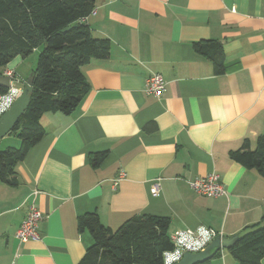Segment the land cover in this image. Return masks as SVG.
Listing matches in <instances>:
<instances>
[{
    "label": "crops",
    "instance_id": "1",
    "mask_svg": "<svg viewBox=\"0 0 264 264\" xmlns=\"http://www.w3.org/2000/svg\"><path fill=\"white\" fill-rule=\"evenodd\" d=\"M93 10L81 22L109 39L110 55L81 66L88 89L79 104L44 112V135L10 183L0 180V264H77L92 243L78 226L87 212L113 229L134 214L167 216L169 234L204 225L240 237L264 224V177L230 157L264 135V0H95ZM206 40L220 43L222 72L194 49ZM40 51L14 56L0 74L13 70L22 90L20 72L32 74L25 65ZM152 74L165 81L159 97L145 91ZM99 151L106 154L94 166ZM212 172L225 195L190 188ZM34 190L40 237L20 241ZM203 264L242 263L221 249Z\"/></svg>",
    "mask_w": 264,
    "mask_h": 264
},
{
    "label": "trees",
    "instance_id": "2",
    "mask_svg": "<svg viewBox=\"0 0 264 264\" xmlns=\"http://www.w3.org/2000/svg\"><path fill=\"white\" fill-rule=\"evenodd\" d=\"M95 0H0V67L16 55L25 56L41 46L32 71L33 90L26 110L13 131L18 148L0 149V180L10 183L15 166L44 135V112L71 113L88 89L81 66L110 55V41L95 37L81 18L94 9ZM194 49L213 60L223 71V52L215 40L195 42ZM5 88L0 86V92ZM106 151L91 153L97 166ZM230 157L264 177V135L251 148L245 139ZM169 218L149 213L134 214L113 229L100 222L95 212L78 218L92 243L77 264H163V252L172 248ZM242 264H259L264 255V224L250 227L230 248ZM218 253V252H217ZM216 253V254H217ZM203 264V263H201Z\"/></svg>",
    "mask_w": 264,
    "mask_h": 264
},
{
    "label": "built area",
    "instance_id": "3",
    "mask_svg": "<svg viewBox=\"0 0 264 264\" xmlns=\"http://www.w3.org/2000/svg\"><path fill=\"white\" fill-rule=\"evenodd\" d=\"M91 13H94V10H91L89 14ZM88 15L81 18V20H86ZM4 75L9 78V85L4 91L0 92V116L11 107L15 99L22 92L19 87L12 84L13 81H20L13 70H6ZM164 84L165 81L160 74L149 75L146 78L145 91L155 97H159L164 91ZM189 186L193 191L204 196L218 197L226 194L224 184L219 175L213 172L190 180ZM159 188L160 183L158 178L150 185L151 195L157 196L159 194ZM36 196L37 190H34L27 204L25 216L15 231V236L20 241H27L29 239L37 240L40 237L38 223L42 218V212L36 205ZM215 235H217V232L214 229L204 225H199L194 229H183L172 232L169 235L172 248L163 252V264L167 251H171L179 245L182 252H197L203 249Z\"/></svg>",
    "mask_w": 264,
    "mask_h": 264
},
{
    "label": "water",
    "instance_id": "4",
    "mask_svg": "<svg viewBox=\"0 0 264 264\" xmlns=\"http://www.w3.org/2000/svg\"><path fill=\"white\" fill-rule=\"evenodd\" d=\"M33 77L28 76L23 84L21 94L15 99L11 107L0 116V140L8 132L14 129L19 118L26 110L30 102V94L33 90ZM9 78L6 75L0 74V86L7 88ZM239 239L238 234L231 236L215 235L207 245L197 252L184 251L181 257L180 264H201L211 259L221 249H230Z\"/></svg>",
    "mask_w": 264,
    "mask_h": 264
},
{
    "label": "rangeland",
    "instance_id": "5",
    "mask_svg": "<svg viewBox=\"0 0 264 264\" xmlns=\"http://www.w3.org/2000/svg\"><path fill=\"white\" fill-rule=\"evenodd\" d=\"M42 47L39 46V49H41ZM37 55L38 52L31 57V61H33L34 63H32L31 65L26 64L25 65V69L31 70V68H35L36 66V62H37ZM20 75L22 77H25L27 79V77L29 76V74H27L26 72H20ZM18 141H20L19 137L17 136V134L11 130L10 132H8L5 136H3L0 140V149H4L6 147H13V148H18L20 143H17ZM13 142H15V144H12ZM117 228V227H116Z\"/></svg>",
    "mask_w": 264,
    "mask_h": 264
},
{
    "label": "clouds",
    "instance_id": "6",
    "mask_svg": "<svg viewBox=\"0 0 264 264\" xmlns=\"http://www.w3.org/2000/svg\"><path fill=\"white\" fill-rule=\"evenodd\" d=\"M182 255L183 252L181 251V247L178 245L175 249L165 253L164 264H180Z\"/></svg>",
    "mask_w": 264,
    "mask_h": 264
}]
</instances>
